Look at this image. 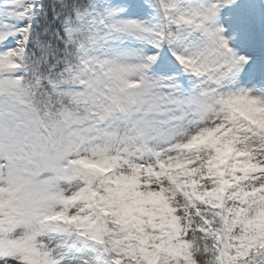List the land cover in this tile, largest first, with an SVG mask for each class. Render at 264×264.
<instances>
[{
    "label": "snow or ice",
    "instance_id": "obj_1",
    "mask_svg": "<svg viewBox=\"0 0 264 264\" xmlns=\"http://www.w3.org/2000/svg\"><path fill=\"white\" fill-rule=\"evenodd\" d=\"M0 264H264V0H0Z\"/></svg>",
    "mask_w": 264,
    "mask_h": 264
}]
</instances>
